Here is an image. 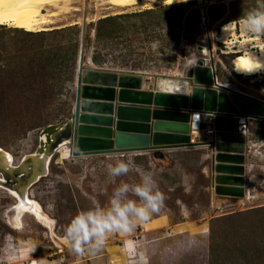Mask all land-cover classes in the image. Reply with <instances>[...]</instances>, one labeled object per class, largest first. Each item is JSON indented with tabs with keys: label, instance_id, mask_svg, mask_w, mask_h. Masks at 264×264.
Here are the masks:
<instances>
[{
	"label": "rangeland",
	"instance_id": "374dc122",
	"mask_svg": "<svg viewBox=\"0 0 264 264\" xmlns=\"http://www.w3.org/2000/svg\"><path fill=\"white\" fill-rule=\"evenodd\" d=\"M206 2L210 21L203 24ZM254 6L255 0L176 5L158 0L116 8L108 0H70L40 32L0 26V147L17 164L37 150L43 129L74 115L82 41L87 66L146 74L147 91L155 89L157 76L186 79L205 59L217 68L220 84L264 100V73L246 77L233 70L237 55L264 50V37L239 27ZM229 26L232 35L222 38ZM248 125L242 199L216 193L211 146L164 150L159 157H75L71 145L64 146L52 159L50 174L30 192L55 221L52 227L30 212L21 216L18 225L23 226L18 227L11 220L17 198L0 187V264H111L117 256L128 264L123 245L129 238L139 242L149 264H264V119L248 118ZM128 158L153 173L165 196L160 211L138 225L131 237L111 235L98 253L71 252L61 242L70 220L94 203L107 206L121 181L139 183L135 171L115 180L109 175V165ZM143 239L154 243L139 241Z\"/></svg>",
	"mask_w": 264,
	"mask_h": 264
},
{
	"label": "water",
	"instance_id": "95a60500",
	"mask_svg": "<svg viewBox=\"0 0 264 264\" xmlns=\"http://www.w3.org/2000/svg\"><path fill=\"white\" fill-rule=\"evenodd\" d=\"M87 64L82 41L74 115L41 131L37 152L42 151L41 136H45L48 143L44 156L28 154L21 164L12 166L0 150V175L5 180H0L1 185L24 198L29 188L50 174L49 156L54 158L66 141L75 157L134 153L159 157L164 150L194 148L198 144L192 143L190 132L200 113L211 116L215 127L214 141L202 144L211 146L214 152L242 155L246 160L247 137L235 131L236 120L243 115L264 119V100L223 87L212 66L201 62L199 67H192L186 78L190 93L177 94L158 91L157 86L145 90L146 74ZM217 161L213 153L214 178Z\"/></svg>",
	"mask_w": 264,
	"mask_h": 264
},
{
	"label": "clouds",
	"instance_id": "9594fccd",
	"mask_svg": "<svg viewBox=\"0 0 264 264\" xmlns=\"http://www.w3.org/2000/svg\"><path fill=\"white\" fill-rule=\"evenodd\" d=\"M239 27L249 34L264 37V0H255V6L241 17ZM233 70L244 75L264 73V57L253 50H246L233 61ZM261 91L264 92V89ZM70 151L66 150L64 155L68 156ZM131 171L139 174V183L121 181L107 206L94 203L87 210H80L66 225L61 242L71 252L77 255L98 253L105 248L111 235L131 237L138 225L150 221L152 215L160 211L165 196L159 190L151 171L142 170L131 158L108 166L113 180ZM18 211L22 212L23 209ZM139 248V242L132 238L124 241L123 251L129 258L128 264H149V257ZM111 264H121V257H114Z\"/></svg>",
	"mask_w": 264,
	"mask_h": 264
},
{
	"label": "bare ground",
	"instance_id": "6f19581e",
	"mask_svg": "<svg viewBox=\"0 0 264 264\" xmlns=\"http://www.w3.org/2000/svg\"><path fill=\"white\" fill-rule=\"evenodd\" d=\"M69 1L70 0H0V26L14 25L27 32H40L46 29L45 27L47 26L48 23L52 22L51 18H54L60 15L61 9H63L62 4H66ZM155 1H158V0H108V3H110L113 7H116V8H127V7H132L136 4L145 3V2H155ZM164 1H166L167 4H170V5L184 3V2H177V0H164ZM187 1H191V0H186V2ZM232 33L233 31L230 27H225L223 29L222 38H227L230 35H232ZM258 55H261L262 57H264V50H263V53L258 54ZM201 62L204 63L205 66H208V67L212 66V65L209 66L207 64V61L205 59H202L199 62V65L197 67L200 66ZM86 67H89V66L86 65ZM119 72L131 73V72H124V71H119ZM139 74H142V73H139ZM257 74H260V73H256L252 75H244V74H241V75L249 77V76H254ZM156 79H158V81L155 83V87L163 86L164 90L162 91L164 92L166 90H169L170 92L168 93H177V94L190 93L191 86L189 83H187L186 79H174V77L169 74L157 76ZM222 86L225 87L224 85ZM204 116H209V115L200 113V116L196 120L194 127H192L193 129L191 130L192 132H190L192 135V143L198 144L199 146L206 145L207 141L209 142L214 141V135H215L214 123L213 121L210 123L207 120H205ZM248 118H255V117H248L245 115L237 117L236 130H237V125L239 124L238 120H242V123L245 124L244 127H246V129L248 130V126H249ZM247 130L245 131L247 132ZM210 131H213L212 135L210 134ZM245 133H242V134L245 135ZM202 136H205V137L207 136L209 139L206 138L207 140L205 139V141L197 142L196 140ZM41 140L44 142L42 149H41L42 151L37 152L36 150L32 153L25 154L21 158L20 162L17 164H15L14 157L11 154V152H9L3 147H0V150H3L6 153V155L8 156L10 160V164L12 166H17L22 163L23 159L28 154H33L35 156L45 155L47 143H48L47 138L45 136H41ZM202 143H206V144H202ZM66 145H70L68 141H66L63 145H61L57 153ZM71 149H72V145H71ZM72 153H73V150H72ZM214 156L217 158L218 160L217 163L219 164L218 170L215 173L216 175L214 178L215 179L214 189L215 191H217V194L221 196H228V197L239 198V199L244 198L246 196V192H244L245 189L243 188V184L245 183L244 180H245V162H246L244 157L242 155L241 157L235 156V154L225 152V151L224 152L216 151L214 152ZM236 157H239V158H236ZM52 159L53 158L49 156V163H48L49 173H50V165H51ZM41 179H39L38 182ZM0 180L5 181L2 175H0ZM0 187L15 194L17 198V204L14 207L16 209L15 210L16 214L14 218L11 219L12 222L18 225L20 222L21 216L24 213L30 212L34 214L42 223H44L47 226L52 227L53 220L51 219V216L46 214L45 211L44 212L42 211V207L39 204V202H37L34 199H31L30 192H31L32 187L28 189L27 194L25 195L24 198H22L21 195L17 191L11 188L4 187L1 184H0ZM18 209H23V211L22 212L18 211Z\"/></svg>",
	"mask_w": 264,
	"mask_h": 264
},
{
	"label": "built area",
	"instance_id": "2783aa9c",
	"mask_svg": "<svg viewBox=\"0 0 264 264\" xmlns=\"http://www.w3.org/2000/svg\"><path fill=\"white\" fill-rule=\"evenodd\" d=\"M213 2H211L210 4H212ZM209 7H208V2L204 3L202 5V23L205 24L206 21H210V12H209ZM93 36H95V30L93 31ZM215 74L217 75V79H219L218 77V72H217V68H215ZM239 124L237 125V132H239L240 134L245 133L247 130L246 127H244L245 124L242 123V120H238ZM210 134H213V131H210ZM246 136H249L248 132L245 133Z\"/></svg>",
	"mask_w": 264,
	"mask_h": 264
},
{
	"label": "crops",
	"instance_id": "0c3cea01",
	"mask_svg": "<svg viewBox=\"0 0 264 264\" xmlns=\"http://www.w3.org/2000/svg\"><path fill=\"white\" fill-rule=\"evenodd\" d=\"M204 119L205 120H207L208 122H210L209 120H208V118L206 117V116H204ZM211 123V122H210ZM195 129V128H194ZM209 139V138H208ZM180 149H184V148H180ZM170 151H172V150H177V149H169ZM179 150V149H178ZM139 241H142V242H146V244H148L147 242H149V243H154V240L152 239H150V240H147V239H143V240H139Z\"/></svg>",
	"mask_w": 264,
	"mask_h": 264
},
{
	"label": "trees",
	"instance_id": "16d2710c",
	"mask_svg": "<svg viewBox=\"0 0 264 264\" xmlns=\"http://www.w3.org/2000/svg\"><path fill=\"white\" fill-rule=\"evenodd\" d=\"M237 56H239V55H237ZM238 75H240V74H238Z\"/></svg>",
	"mask_w": 264,
	"mask_h": 264
}]
</instances>
